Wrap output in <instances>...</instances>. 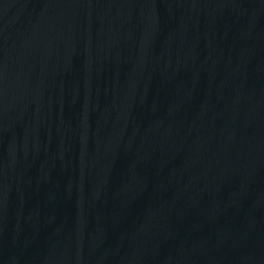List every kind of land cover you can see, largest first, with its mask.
Instances as JSON below:
<instances>
[{
    "label": "water",
    "instance_id": "1",
    "mask_svg": "<svg viewBox=\"0 0 264 264\" xmlns=\"http://www.w3.org/2000/svg\"><path fill=\"white\" fill-rule=\"evenodd\" d=\"M0 264H264V0H0Z\"/></svg>",
    "mask_w": 264,
    "mask_h": 264
}]
</instances>
